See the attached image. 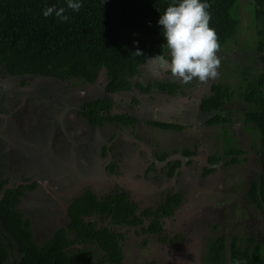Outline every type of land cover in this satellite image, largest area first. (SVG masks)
I'll use <instances>...</instances> for the list:
<instances>
[{
	"label": "rangeland",
	"instance_id": "obj_1",
	"mask_svg": "<svg viewBox=\"0 0 264 264\" xmlns=\"http://www.w3.org/2000/svg\"><path fill=\"white\" fill-rule=\"evenodd\" d=\"M235 12L237 32L216 53L220 59L218 77L207 82L194 79L183 84L188 87L196 83L194 89L197 92L191 90L190 98L165 97L170 107H164L159 118L163 116L181 130L160 128L148 119L154 118L146 103L150 100L148 97L154 94L156 103L165 96L158 90L137 97L138 106L131 104L132 97L128 95L113 96L117 110H126L128 103L132 106L129 111L135 120L130 124L83 127L76 110L84 99L103 95V74L94 84L80 87L68 81L56 83L36 77L28 78L30 84L27 86H20L19 77L9 78L0 70V180L10 178L8 186L26 180L25 183L38 182L34 190H24L19 205L31 217V228L38 243L47 241L54 231L65 226L66 200L74 191L80 192L87 187L106 189L115 183H120L131 198L141 204L154 205V200L162 197L163 188L170 192L168 186L174 185L180 190L186 203L174 224L186 231L183 246L188 256L185 249L178 250V264H211L207 246L220 234L225 235L226 254L233 237L238 238V244L245 245L248 242L241 243L239 239L264 235V214L248 195L247 186L248 181L258 178L261 169L257 155L259 133L245 120L246 112L255 106L242 97L247 83L244 78L250 79L261 67L256 49L258 37L253 0H238ZM142 68L141 82L148 79L154 82L165 76V71L149 62ZM213 83L223 84L233 92L221 111L223 116L232 119L223 124H205L207 118L198 110L199 98L211 94ZM67 89L77 90V94L66 103V98H60V94L66 97ZM175 108L187 110L189 117ZM112 134L117 135L114 140L119 141L114 151L119 154L116 161L122 173L117 176L105 170L112 154L108 157L100 155L101 145ZM139 145L145 151H140L138 156ZM229 149H239L243 153L233 154L239 160L230 165L224 163L232 156L231 152L226 153ZM186 152L195 154L198 161L193 160L184 169L180 167L178 176L169 178L168 168L157 161L151 172L143 176L149 158L167 154L165 162ZM213 154L223 158L218 164L208 166L206 159ZM179 160L181 165L186 162L185 156ZM204 165L216 169L205 174ZM188 219L187 228L185 221ZM233 222L236 224L231 227ZM2 228L0 219V231ZM147 255L149 251L141 257ZM150 255L155 256V250L150 251Z\"/></svg>",
	"mask_w": 264,
	"mask_h": 264
},
{
	"label": "trees",
	"instance_id": "obj_2",
	"mask_svg": "<svg viewBox=\"0 0 264 264\" xmlns=\"http://www.w3.org/2000/svg\"><path fill=\"white\" fill-rule=\"evenodd\" d=\"M238 0H201L211 5L210 27L218 37L220 46L232 39L237 32L238 19L235 6ZM82 5L79 11L67 8V0H0V70L9 78H20L19 85L27 86L28 78H47L56 83L70 82L73 86L91 85L103 74V95L91 100L84 99L78 107L77 115L83 127L101 128L105 124L132 123L135 116L130 114L132 106L128 103L126 110L114 108L113 96L128 95L131 104L138 106L137 97L150 95L158 90L167 97L178 93H187L186 89L171 73L165 72L163 79H149L141 82L143 66L148 59L156 55H166L162 28L158 24L161 14L173 0H74ZM178 2V0H177ZM50 6L65 8L67 21L52 15L45 17L43 11ZM256 20L258 60L260 71L247 82L242 93L243 100L255 108L245 114V120L258 131L259 142L257 155L261 163L257 179L250 181L248 195L256 202V207L264 214V0H253ZM140 50L142 56L134 52ZM77 91V90H76ZM75 90L67 89L60 98L64 102L73 100ZM233 92L223 84L213 83L211 94L202 97L198 103L201 113L208 115L205 124H223L230 119L223 116L221 110L230 101ZM63 96V97H61ZM147 104L153 105L155 95L148 97ZM62 102V101H61ZM13 113V111L11 112ZM77 121V120H76ZM84 122V123H82ZM160 128L181 130L174 123L156 122ZM81 126V125H80ZM82 135V134H81ZM82 138V137H81ZM117 135L112 134L101 145L100 155L108 158L105 170L117 176L119 172L116 159L119 154L114 151ZM84 142V139L82 138ZM232 154L225 164L238 162L237 154L242 150H228ZM236 154V155H233ZM186 152L183 156H192ZM167 154H160L147 161L143 176L151 172L156 161L163 162ZM222 155H209L207 164L215 165ZM151 164V165H150ZM150 165V166H148ZM167 176L180 174L177 169L180 160L169 162ZM104 167V166H103ZM214 169L205 167V174ZM121 171V170H120ZM177 171V172H176ZM142 176V174H140ZM27 179V178H26ZM8 179L0 180V219L3 228L0 231V264H92L94 251L89 247L96 245L102 251L100 261L119 264L121 249L118 239L121 234L109 229H95L91 215H109L112 222L126 224L138 222L135 210L137 203L128 191L119 183L107 194L98 197L90 191L66 200L65 217L69 220L67 227L57 229L50 238L38 243L31 228L32 219L19 207L22 191L34 188L33 181L28 185L7 186ZM163 196V195H162ZM181 201V194L167 192L156 206L155 214L171 215L174 206ZM146 211V210H145ZM146 214H153L147 210ZM159 227L154 221L151 230ZM264 231V222H263ZM229 240L226 254L225 235L220 234L210 240L207 246L208 260L211 264H264V235ZM76 246V247H74ZM75 248V250H74Z\"/></svg>",
	"mask_w": 264,
	"mask_h": 264
},
{
	"label": "clouds",
	"instance_id": "obj_3",
	"mask_svg": "<svg viewBox=\"0 0 264 264\" xmlns=\"http://www.w3.org/2000/svg\"><path fill=\"white\" fill-rule=\"evenodd\" d=\"M81 7L80 3L67 0L68 9L79 11ZM210 7V4L202 3L201 0H173L158 20L167 53L148 59L149 63L171 73L172 77L183 84L194 79L207 82L217 78L220 59L216 53L220 45L215 30L210 27L211 13L207 11ZM65 11L64 7L57 9L50 6L43 11V15L48 17L54 13L56 17L67 21L69 18L64 14ZM134 53L142 56L140 50ZM180 167L177 171L181 172ZM178 175L174 174V177Z\"/></svg>",
	"mask_w": 264,
	"mask_h": 264
},
{
	"label": "flooded vegetation",
	"instance_id": "obj_4",
	"mask_svg": "<svg viewBox=\"0 0 264 264\" xmlns=\"http://www.w3.org/2000/svg\"><path fill=\"white\" fill-rule=\"evenodd\" d=\"M11 112L10 114H12ZM175 159L176 158H172L161 163H164L166 165L169 162L175 161ZM149 162H151V160H149ZM10 181L11 180L9 178L8 183H10ZM26 181L24 182L22 181L21 183H13L9 187H13L14 185L15 187H17L18 185H22V184L28 185L30 183H33L32 181L29 183H25ZM28 181H30V179H28ZM250 181L247 182V186H249ZM34 182L36 184L38 183L36 180ZM243 183H245V181H243ZM119 185L122 188V185L120 183ZM113 186L114 185L106 189L105 188L101 189L100 187H96V189L87 187L83 190H80V192L74 191L73 195L69 197L72 198L74 196H80L81 193L87 190L93 194H96L98 197H101V195L109 193V191L113 188ZM183 186L185 187L186 185ZM36 187L37 185L34 188H25L24 190L32 191ZM168 187L170 189L171 194H174L176 192L180 193L179 192L180 190L178 191V189H176L175 186L172 185V188L170 186ZM24 190L22 191L21 194L22 198H23ZM125 190L127 191V189ZM167 192L168 191L165 188H163V190L161 191V194H163V196L159 198V200H154L155 202L154 205L141 204L138 201H136L137 208L135 210V213L137 217L140 218L138 222H133L132 219L130 223L120 225V224H116L115 222H112L111 217L109 215L97 214V215H91L90 217H85L87 220H91L94 223L95 229L96 228L99 230L109 229L111 231H115L118 234L122 235L121 238L118 239V243L121 249L120 253L122 256L120 258L119 264H178L177 258H180V253L178 252V250H181L182 248L185 249V247L183 246V239L186 231L185 229L181 231L180 230L181 227H179V225L177 224H174V222L177 220L176 216L179 210L186 202L183 199V196L181 195V201L178 206H174L175 209L173 210V213L171 215L155 214L156 206L162 203L161 199L165 196V194H167ZM145 210L146 211L152 210L153 214H146ZM64 219H65L64 227H67L69 220L65 216ZM154 221H158L159 227L156 230H151V225L153 224ZM188 221L189 219L185 221L187 228H188L187 225ZM235 224L236 222H233L231 227H233ZM89 247L91 248L90 250L93 249L95 254L92 264H110L108 261H100L99 258L102 254V251L99 247H96V245H94V247L89 245ZM152 250H155V254H156L155 256L150 255V251ZM148 251H149V255L142 258L141 255L144 252H148ZM184 253H187L188 256L187 250Z\"/></svg>",
	"mask_w": 264,
	"mask_h": 264
},
{
	"label": "crops",
	"instance_id": "obj_5",
	"mask_svg": "<svg viewBox=\"0 0 264 264\" xmlns=\"http://www.w3.org/2000/svg\"><path fill=\"white\" fill-rule=\"evenodd\" d=\"M191 88H188V89H186V91H187V93H184V94H181V93H178L177 95H174L173 97H178L179 98V95L183 98V99H187L188 97L190 98V91L191 90H194V92L196 91L197 92V90L196 89H194L196 86L195 85H193V86H190ZM166 97V95L162 98V99H159L160 101L159 102H154L153 103V105H151V104H148V107H149V109H150V113L152 114V113H154V118H148L149 120L151 119V121H156V122H160V123H172L171 121H166L164 118H163V116H160V118H159V113L160 112H163L165 109H164V107L165 108H168V107H170V102H168V100L165 98ZM173 97H171V98H173ZM202 97H200L199 98V101H200V99H201ZM161 100H163V101H161ZM199 101H198V103H199ZM171 104H172V102H171ZM174 106H175V104H174ZM226 106V105H225ZM224 106V107H225ZM174 110H176L177 112H179L180 114H184L186 117H189V114H188V111L187 110H185V112L182 110V109H178V108H175ZM199 110V109H198ZM222 111V110H221ZM198 112V111H197ZM199 112H200V110H199ZM201 113V112H200ZM247 113V112H246ZM197 114V113H196ZM201 114H203V113H201ZM202 116H204V115H202ZM206 116V118H207V116L208 115H205ZM229 118V117H228ZM230 120L232 119V118H229ZM140 146V145H139ZM141 148H139V151H138V153H137V155L139 156L140 155V151H145L144 150V148L142 147V146H140ZM195 154L194 155H192V157L191 156H187V157H185V161L186 162H184L182 165H181V169H184L188 164H191V162L193 161V160H195V161H198L197 159H195ZM149 158V157H148ZM176 159L175 160H178L179 159V157H178V155H177V157H175ZM149 159H151V158H149ZM227 160V159H226ZM206 162H207V159H206ZM232 164H234V163H232ZM208 165V164H207ZM209 166V165H208ZM147 167V165H145V168ZM205 167H207V166H203V169H205ZM215 167H214V171H215ZM218 184L220 183V182H217ZM174 186V185H173ZM171 188H172V186H171Z\"/></svg>",
	"mask_w": 264,
	"mask_h": 264
}]
</instances>
